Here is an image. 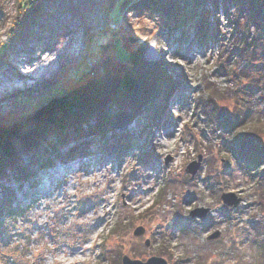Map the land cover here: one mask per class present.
Wrapping results in <instances>:
<instances>
[{
	"label": "rangeland",
	"instance_id": "1",
	"mask_svg": "<svg viewBox=\"0 0 264 264\" xmlns=\"http://www.w3.org/2000/svg\"><path fill=\"white\" fill-rule=\"evenodd\" d=\"M176 1L167 17L117 0H0V133L31 128L48 99L113 70L128 56L125 35L172 76L167 97L139 111L123 105L127 119L115 124L118 117L109 116L104 130L82 122L63 140L54 132L29 147L10 135L18 157L0 175V264H121L123 254L161 256L166 264H264V164L236 156L227 145L232 133L202 105L212 100L227 127L237 124L233 134L247 131L264 145V37L248 63L225 57L231 68L244 67L240 79L221 75L216 42L198 40L196 18L219 30L224 44L248 42L260 32L245 22L247 0ZM119 32L125 50L110 43ZM40 46L50 49L39 54ZM30 48L40 55L30 63L49 72L2 90ZM198 154L191 176L185 166ZM51 171L55 185L33 190ZM28 190L30 197L21 196ZM223 191L240 196L238 205H225ZM196 206L209 210L194 217Z\"/></svg>",
	"mask_w": 264,
	"mask_h": 264
},
{
	"label": "trees",
	"instance_id": "2",
	"mask_svg": "<svg viewBox=\"0 0 264 264\" xmlns=\"http://www.w3.org/2000/svg\"><path fill=\"white\" fill-rule=\"evenodd\" d=\"M117 1L116 5L120 7L127 3H131V5L134 3L146 12L160 13L167 17H171L179 9L176 0ZM247 3L245 22L253 25L260 32L259 35L252 36L248 42L244 38L241 44L238 42L233 46L224 44L220 39L219 30L208 27L202 22V18L201 20L199 17L196 18L197 31L195 36L198 40L204 41L213 38L216 42L217 57L220 58V61L217 62L215 69L221 75L236 76L237 74L236 78L240 79V70L244 67L240 69L231 68L225 57L231 55L245 56L246 63H248L254 52V43L260 39V35L264 37V0H247ZM119 33L116 37L111 38L110 43L113 44V47L118 44L123 48L122 38L124 35L121 36V32ZM125 37L129 44V49H126L128 56L126 58L119 57L118 60L121 62L118 66L115 65L113 70L106 69L103 76L92 78L72 90L69 89L70 91L65 94L48 99L46 104L36 110L34 124L31 128L19 134H17L18 131L10 133L6 130L0 133V175L6 172L7 166L8 168L15 166L17 161V152H15V145L10 141V135L16 137L22 147L32 146L57 132L55 135L60 134L59 140H63L69 129L76 128L79 130L82 122L87 123L88 130L99 127L100 130H104L106 126L105 124V127L100 126L101 121L105 118L109 119V116H115L118 117L115 124H120L122 120L127 119V114L122 112L123 105H128L135 111H139L150 100H155L163 95L167 97V89L172 81L170 69L166 67L168 64L165 65L160 60L147 61L143 56L146 45L138 42L133 35H125ZM237 82L240 83V81ZM206 101L207 103L203 101L204 104H202L206 114L212 115L223 128L232 133L227 145L231 147L233 153L248 164L256 166L264 164V145L259 143L252 134H248L247 131H236L238 133L233 134L237 124L230 122L233 129L230 126L227 127L229 125L228 117L220 109H217L212 100ZM88 116L94 117L97 125L91 126L92 124L87 121ZM259 179L264 182V172L260 173Z\"/></svg>",
	"mask_w": 264,
	"mask_h": 264
},
{
	"label": "bare ground",
	"instance_id": "3",
	"mask_svg": "<svg viewBox=\"0 0 264 264\" xmlns=\"http://www.w3.org/2000/svg\"><path fill=\"white\" fill-rule=\"evenodd\" d=\"M38 49H39L38 53L42 54L45 50L50 49V47H48V46H40ZM29 50H30V52H28L26 54H21V55L18 56L17 61L21 63L20 70H16V72H14V74H12L13 76L8 75L9 79H6V81H8V82L6 83V85L2 84V87H1L2 90L9 89L10 87H13L14 84L11 83L12 81L21 80L22 82H25L26 80H28L31 77L38 76V75H40L42 73L43 74H47L49 72V69H48V71H45L44 63H41L37 67H34L35 63H30V61H34V60L38 59L40 57V55L37 54V52H31V50H32L31 48ZM41 61H43V58L41 59ZM51 69L52 68H50V70ZM56 145L58 146L57 148H59V145L58 144H56ZM69 151L70 150H68L67 153H70ZM53 152H55V151H53ZM65 163H66V159L63 160L62 162H60V165L58 164L57 167L59 168V166L64 165ZM69 170L70 169H67V171H66L65 169H62V171H57V173L61 174V173H64V172H69ZM54 173H55L54 171H51V173L48 174V176H50V177L47 176V179H49L50 181H46L44 184L37 183V184H39L38 188L33 189V190H38L39 189L40 192H43L44 190L46 192V190H48L50 187L52 188L55 185L54 184L55 183V181H54L55 180ZM22 190H24V189H22ZM25 190H26V188H25ZM30 192H31L30 190H28L26 192H23L21 194V196H24V195L26 196V194L28 196ZM29 197H30V195H29ZM107 214H108V209H104L103 212H102V216H101V219H102L103 222H107ZM96 235H98V234H96Z\"/></svg>",
	"mask_w": 264,
	"mask_h": 264
},
{
	"label": "water",
	"instance_id": "4",
	"mask_svg": "<svg viewBox=\"0 0 264 264\" xmlns=\"http://www.w3.org/2000/svg\"><path fill=\"white\" fill-rule=\"evenodd\" d=\"M200 161H201V155L198 154L196 160H192L187 163V165L185 166V171L190 173V175L192 176L198 169ZM220 198L225 205H229V206H236L241 200V197L238 196L233 191H223L220 194ZM208 210H209L208 207L196 206L189 210V214L192 216H197L201 218L205 216ZM141 231H142V228L137 227L134 229V234H139L141 233ZM218 234H219V231L216 230L210 233L207 237L214 238L218 236ZM121 264H166V260L165 258L161 256H156V255H151L146 260H140L136 258H129L126 254H123L121 257Z\"/></svg>",
	"mask_w": 264,
	"mask_h": 264
}]
</instances>
